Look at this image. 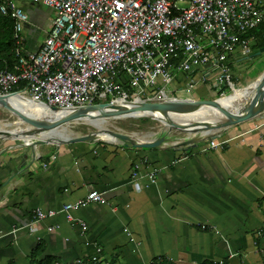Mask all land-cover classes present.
<instances>
[{"label":"crops","instance_id":"crops-1","mask_svg":"<svg viewBox=\"0 0 264 264\" xmlns=\"http://www.w3.org/2000/svg\"><path fill=\"white\" fill-rule=\"evenodd\" d=\"M18 3L28 16L22 28L24 46L35 50L52 11L42 3ZM242 56L235 48L226 60ZM205 69L173 68L166 86L170 95L198 98L189 92L200 79L210 82L208 89L213 85L223 91L213 70L206 75ZM231 74L236 87L257 76L240 80ZM134 121L133 130L117 131L125 138L116 139L31 138L26 143L0 134V264H27L38 243L44 247L42 255L54 257L53 264L91 255L112 258L113 264H148L160 256L171 257L174 264L202 259L264 264V110L207 134L189 135L156 119ZM191 135L194 145L182 143ZM160 138L151 146L138 145ZM205 138L226 142L222 148L200 150ZM152 168L160 170L149 180L146 174ZM92 188L102 191L105 202L71 210L77 220L67 221L57 212L27 227L35 207L58 209ZM55 222L56 228H46Z\"/></svg>","mask_w":264,"mask_h":264},{"label":"built area","instance_id":"built-area-1","mask_svg":"<svg viewBox=\"0 0 264 264\" xmlns=\"http://www.w3.org/2000/svg\"><path fill=\"white\" fill-rule=\"evenodd\" d=\"M26 1L51 9L49 26L37 48L27 50L22 33L26 12L18 0H0V12L13 21L16 57L10 69H0V93L17 91L30 101L59 109L126 102L142 98L140 93L155 85L156 91L143 99H161L169 95L165 87L173 68L189 71L205 66L203 74L213 70L216 85L227 82L231 87L226 56L235 48L249 53L250 37L242 33L264 20V0ZM225 142L226 138H205L199 149L222 148ZM159 170L152 168L146 176L153 180ZM132 175L137 176L135 171ZM93 202H105L102 191L89 189L58 209L35 207L27 227L57 212L75 221L71 210ZM57 226L55 222L46 228ZM81 227L85 228L83 222ZM97 259L108 264L99 255L76 258L71 264Z\"/></svg>","mask_w":264,"mask_h":264},{"label":"water","instance_id":"water-1","mask_svg":"<svg viewBox=\"0 0 264 264\" xmlns=\"http://www.w3.org/2000/svg\"><path fill=\"white\" fill-rule=\"evenodd\" d=\"M256 53H258V51L250 53V55ZM234 88L240 89L239 96L234 95ZM230 89L231 93L224 94V96H230L225 104L218 101L221 95L212 98H192L190 96L177 97L168 95L158 100L136 98L126 102L100 101L82 104L68 109H61L62 111L48 118L32 116L17 105L8 101L9 95H20L17 91H11L8 93H0V107L7 109L14 115L17 122H23L24 126H22L23 129H21V134L30 135L31 138H34V141L37 138L44 139L39 136L42 132L55 129L61 133L64 124L79 119H85L96 126L98 130L109 133L112 139L125 138L124 135L117 131L105 130L104 127L92 122L93 120L101 122L107 117L151 118L158 120L162 125L168 128L183 131L189 135L198 133L207 134L251 119L264 110V67L252 81L243 87L238 88L231 86ZM202 106H206L207 108L205 110H209V112L205 111L206 115H201V117L198 114L192 116L196 111L200 110ZM46 107L54 112L60 110L54 105H46ZM184 115H189L190 117H184ZM10 133V130H0V134L3 135L10 136ZM14 136L16 135L12 137ZM92 137L95 136L86 133L74 137L63 136L57 138L73 142L91 139ZM161 141L162 138L152 142H139L138 145L143 147L151 146ZM195 141L196 137L191 135L183 139L182 143L192 146L195 144Z\"/></svg>","mask_w":264,"mask_h":264},{"label":"rangeland","instance_id":"rangeland-1","mask_svg":"<svg viewBox=\"0 0 264 264\" xmlns=\"http://www.w3.org/2000/svg\"><path fill=\"white\" fill-rule=\"evenodd\" d=\"M177 4L185 6L187 2L177 1ZM249 46L251 47V51L247 54H243L242 58H240L238 61L232 62L230 58L226 60L229 62L228 63L229 73L231 71H234V73L237 74V76L239 77L238 79L240 80L241 79L244 80L245 78H250V77L252 78V76H254L255 74L257 75V70L260 69L264 63V48L260 50H258V48L254 49V47H252V42L250 41H249ZM255 51H258V53L247 56L250 53H253ZM230 81L233 82V84L235 83L234 82L235 80L232 74L230 77ZM208 83L210 82L209 81L203 82L201 79L195 81L191 88L192 91L189 93L198 98H208L211 95L213 97L218 96V95L222 96L224 94L231 93L230 85L227 82L223 83V87H224L223 91L219 89L216 90V87L212 85L211 89L215 90V92L213 93L211 92V89H208ZM232 86L236 87V85H232ZM241 87L243 86H240L238 88H241ZM156 89H157L156 85L152 87H148L144 89L143 92L140 93V96L142 98L149 96L152 94L153 91H156ZM165 89L170 95L171 91L168 89V87H165ZM238 91H240V89H238ZM172 92H175V90ZM134 123H135L134 119L130 117H107L101 122H98V121L96 122V124L100 125L101 127H104L105 130H113V131H120V132H127V133H129L130 130H133L132 128H134ZM0 125H4L7 128H13L16 126L22 127L24 126V123L17 122L14 115H12L7 109L0 107ZM61 131L63 134H60V135L57 134L58 133V130H57V132L53 133V135L47 138L55 139L57 138V136H61V135L68 136V135L83 134V133H88V132H91L95 137H99L100 139H111L112 138V136L109 133L98 130L96 126L92 125L85 119H79V120L68 122L64 124V127L62 128ZM104 133H106L105 136L103 135ZM30 139L31 138H25L26 142H29Z\"/></svg>","mask_w":264,"mask_h":264},{"label":"trees","instance_id":"trees-1","mask_svg":"<svg viewBox=\"0 0 264 264\" xmlns=\"http://www.w3.org/2000/svg\"><path fill=\"white\" fill-rule=\"evenodd\" d=\"M12 19L0 12V69L11 68L15 62L16 57L13 53V39H12ZM242 36L252 38V47L264 46V20L260 21L255 27L247 29L242 33ZM256 45V46H255ZM175 62L177 58L173 59ZM138 121H153L151 118L145 117H130ZM44 247L41 243L36 244L33 251L29 255L27 264H53L54 257L48 254L41 255ZM7 264H15L9 261ZM87 264H102V259L89 261ZM108 264H113V259L108 260ZM148 264H174L170 263L166 257L160 256L152 259ZM196 264H229L226 259L212 260L202 259Z\"/></svg>","mask_w":264,"mask_h":264},{"label":"bare ground","instance_id":"bare-ground-1","mask_svg":"<svg viewBox=\"0 0 264 264\" xmlns=\"http://www.w3.org/2000/svg\"><path fill=\"white\" fill-rule=\"evenodd\" d=\"M233 93H234L235 96H239V93L240 92L238 91V89L234 88L233 89ZM229 98H230V96H224V95H222L218 99V101L220 103H222V104H225V103H227V101L229 100ZM8 101H10L11 103L17 105L18 107H20L21 109H23L26 113H29V114H31L32 116H35V117L48 118V117H52L54 114H57L58 112H60V111L63 110V109L62 110L60 109L57 112L51 111V110H49L42 103H39V102H30V100L28 101V99L25 96L16 95V94L9 95L8 96ZM206 108H207L206 106H202L200 108V110L196 111L195 114L192 115V116H195L196 114L200 115V117H201V115L202 116H205L206 115L205 114V111H208L209 112V110H205ZM189 115H184V117H190ZM92 122L96 124V120H93ZM4 125H6V124H4ZM4 125H0V130H5V129L6 130H10L11 131V133H10V136L11 137L13 135H16L14 137L21 138L23 140H25V138H31L30 135L21 134V129H23V127H21V126H16V127H13V128H7ZM55 132H57V130L53 129L51 131L42 132V134H40L39 136L41 138L47 139V137H50ZM57 134L60 135V134H63V133L62 132L61 133L58 132ZM103 135L105 136L106 133H104ZM65 136L67 137V135H65ZM57 137H63V136L61 135V136H57ZM50 139H52V138H50Z\"/></svg>","mask_w":264,"mask_h":264}]
</instances>
